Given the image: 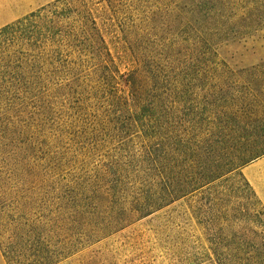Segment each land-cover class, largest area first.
Listing matches in <instances>:
<instances>
[{"label":"rangeland","instance_id":"obj_1","mask_svg":"<svg viewBox=\"0 0 264 264\" xmlns=\"http://www.w3.org/2000/svg\"><path fill=\"white\" fill-rule=\"evenodd\" d=\"M54 1L0 0V28ZM85 1L110 48L136 63L123 60L119 72L138 63L151 76L146 109L164 118L175 179L195 183L207 171L209 183L144 214L156 205L148 138L126 125L114 68L76 47L42 93L8 94L1 166L41 200L65 245L57 264H217L209 241L260 231L248 225L261 206L246 183L264 207V148L221 146L210 121L264 95V0ZM203 48L213 64L198 63Z\"/></svg>","mask_w":264,"mask_h":264},{"label":"trees","instance_id":"obj_2","mask_svg":"<svg viewBox=\"0 0 264 264\" xmlns=\"http://www.w3.org/2000/svg\"><path fill=\"white\" fill-rule=\"evenodd\" d=\"M103 25L85 0H56L1 27L0 117H6L11 110V105H8L9 93H42L51 83V75L57 71V65L74 47L79 48L80 57L88 52L104 66H112L115 70L113 79L118 84L117 92L123 93L128 115L126 125L139 128L148 138L144 152L153 165V172H156V205L143 209L144 214H149L208 184L206 181L210 175L204 172L203 177H198L195 183L181 177L175 179L170 168L167 137L164 135V118L156 117L157 112L152 107L146 109L147 93L155 92L151 76L142 72L138 63L123 74L119 72L123 60L130 61L131 65L136 63L127 55L119 54V47L110 48L108 29ZM215 55L210 48H203L198 63L213 64L212 57ZM250 101L246 107L244 99L238 98V105L218 115L217 123L210 121L218 129L221 146L228 143L246 146L249 143L253 152L264 148V95L252 94ZM193 162L190 161L191 164ZM239 168L230 172L239 171ZM8 173L10 171H6L0 163V252L5 263H59L65 245L51 236L52 220L40 214L41 200ZM246 185L256 204L261 206L260 210L250 212L248 225L260 231L248 230L250 236L233 242L209 241L217 264H264V207L249 184Z\"/></svg>","mask_w":264,"mask_h":264},{"label":"crops","instance_id":"obj_3","mask_svg":"<svg viewBox=\"0 0 264 264\" xmlns=\"http://www.w3.org/2000/svg\"><path fill=\"white\" fill-rule=\"evenodd\" d=\"M21 1H26V2H38V1H44V0H21ZM0 264H6L5 260L0 252Z\"/></svg>","mask_w":264,"mask_h":264}]
</instances>
